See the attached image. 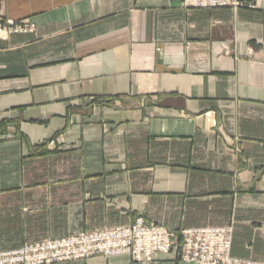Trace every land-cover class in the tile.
<instances>
[{"label":"crops","instance_id":"1","mask_svg":"<svg viewBox=\"0 0 264 264\" xmlns=\"http://www.w3.org/2000/svg\"><path fill=\"white\" fill-rule=\"evenodd\" d=\"M0 0V247L232 226L264 263V0ZM54 264H196L178 249Z\"/></svg>","mask_w":264,"mask_h":264},{"label":"built area","instance_id":"2","mask_svg":"<svg viewBox=\"0 0 264 264\" xmlns=\"http://www.w3.org/2000/svg\"><path fill=\"white\" fill-rule=\"evenodd\" d=\"M191 7L256 8L243 0H183ZM26 26L0 15V35L22 32ZM233 227L183 228L178 231L158 224H148L143 217L132 224L104 230L80 232L60 239H48L13 250L0 247V264H54L94 256L128 254L134 261H151L155 254H170L178 249L184 262L196 264H264L232 255Z\"/></svg>","mask_w":264,"mask_h":264},{"label":"rangeland","instance_id":"3","mask_svg":"<svg viewBox=\"0 0 264 264\" xmlns=\"http://www.w3.org/2000/svg\"><path fill=\"white\" fill-rule=\"evenodd\" d=\"M132 224V223H131ZM127 225H129V224H127ZM119 226H122V225H119ZM183 229V228H182ZM93 231H95V230H93ZM176 231H178V230H176ZM86 232H91V231H86ZM73 235H75V234H72V235H70V236H73ZM67 237H69V236H66V237H63V238H67ZM54 239H60V238H54ZM62 239V238H61ZM46 240H48V239H46ZM39 242V241H38ZM34 243H37V242H34ZM29 244H33V243H29ZM27 245V244H26ZM25 246V245H24ZM73 261V260H72ZM152 261V260H151ZM66 262H69V261H66ZM137 262V261H136ZM141 262H146V261H141ZM147 262H150V261H147ZM256 262H258V261H256ZM62 263V262H61ZM260 263H263V262H260Z\"/></svg>","mask_w":264,"mask_h":264}]
</instances>
